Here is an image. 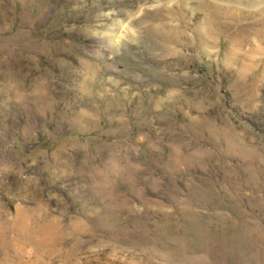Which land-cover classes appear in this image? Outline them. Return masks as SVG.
Returning <instances> with one entry per match:
<instances>
[{"label": "rangeland", "instance_id": "obj_1", "mask_svg": "<svg viewBox=\"0 0 264 264\" xmlns=\"http://www.w3.org/2000/svg\"><path fill=\"white\" fill-rule=\"evenodd\" d=\"M0 264H264V0H0Z\"/></svg>", "mask_w": 264, "mask_h": 264}, {"label": "bare ground", "instance_id": "obj_2", "mask_svg": "<svg viewBox=\"0 0 264 264\" xmlns=\"http://www.w3.org/2000/svg\"><path fill=\"white\" fill-rule=\"evenodd\" d=\"M223 14V13H222Z\"/></svg>", "mask_w": 264, "mask_h": 264}]
</instances>
